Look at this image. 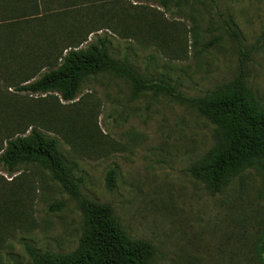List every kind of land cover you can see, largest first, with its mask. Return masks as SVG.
Returning <instances> with one entry per match:
<instances>
[{"label": "rangeland", "instance_id": "rangeland-1", "mask_svg": "<svg viewBox=\"0 0 264 264\" xmlns=\"http://www.w3.org/2000/svg\"><path fill=\"white\" fill-rule=\"evenodd\" d=\"M25 5L36 17L23 39L38 57L101 40L147 81L211 101L229 95L242 61L245 86L264 107V0ZM32 128L56 140L83 198L109 206L125 234L152 246L151 264H264V169L244 170L211 194L189 171L215 145L217 126L197 109L163 92L134 95L110 74L84 82L70 103L57 93L15 94L1 83L0 151ZM86 222L81 200L48 173L21 166L8 174L0 165V264L70 254Z\"/></svg>", "mask_w": 264, "mask_h": 264}, {"label": "trees", "instance_id": "trees-1", "mask_svg": "<svg viewBox=\"0 0 264 264\" xmlns=\"http://www.w3.org/2000/svg\"><path fill=\"white\" fill-rule=\"evenodd\" d=\"M28 0H0V84L15 94L39 96L57 93L65 103L76 99L81 85L101 74L126 80L134 95L147 90L174 96L217 126L215 145L190 168L191 175L204 182L211 194L219 193L233 178L247 169H264V107H261L244 82V64L230 87L226 98L211 101L184 98L164 80L149 82L123 60H114L101 40L84 49H50L41 57L34 45L23 39L32 33L33 9L25 7ZM32 1V0H31ZM159 2L167 7L174 0H133ZM204 3L214 0H177ZM32 5V2H30ZM35 9V7H34ZM33 34V33H32ZM237 38V34L232 31ZM31 43V42H30ZM25 46V51L20 48ZM245 58V54H242ZM0 165L8 174L21 166H36L48 173L73 197L81 200L87 217L78 247L70 254H33V264H151L153 248L149 243L133 240L114 220L109 206H99L81 196L73 180V168L58 149L56 140L39 130L8 138L0 151ZM114 171L107 175L108 186L114 184ZM264 255V234L258 245Z\"/></svg>", "mask_w": 264, "mask_h": 264}]
</instances>
